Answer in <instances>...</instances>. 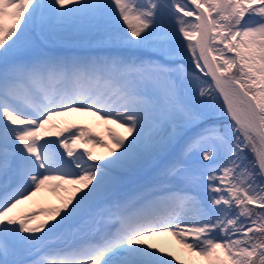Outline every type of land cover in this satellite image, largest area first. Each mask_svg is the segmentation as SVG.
<instances>
[{
  "label": "snow or ice",
  "instance_id": "1",
  "mask_svg": "<svg viewBox=\"0 0 264 264\" xmlns=\"http://www.w3.org/2000/svg\"><path fill=\"white\" fill-rule=\"evenodd\" d=\"M0 264H264V0H0Z\"/></svg>",
  "mask_w": 264,
  "mask_h": 264
},
{
  "label": "rangeland",
  "instance_id": "2",
  "mask_svg": "<svg viewBox=\"0 0 264 264\" xmlns=\"http://www.w3.org/2000/svg\"><path fill=\"white\" fill-rule=\"evenodd\" d=\"M80 118L84 121H89L93 124L94 127H96V129H98V131L102 134H104L105 136L107 135L106 131H105V126L102 125V124H98L95 120L94 117H91V116H87V115H83V114H73L71 116H68V117H63V118H57L58 120H64V121H67L69 122V120L71 121L72 118ZM70 123V122H69ZM119 131H123L122 129H119ZM96 153L98 155L100 154H106L107 153V149L106 148H102V147H96L95 149ZM36 197H39V199H35ZM33 198V201L36 202L37 201H40L41 204H44L48 207L50 206H54V205H57L59 204V198L57 195H55L50 188H46L45 190H43L41 193L37 194V196ZM33 201H30L28 203L32 204ZM45 217L44 216H40L39 219H44ZM166 239H172V238H166ZM176 250L179 251L180 250V245H176Z\"/></svg>",
  "mask_w": 264,
  "mask_h": 264
},
{
  "label": "bare ground",
  "instance_id": "3",
  "mask_svg": "<svg viewBox=\"0 0 264 264\" xmlns=\"http://www.w3.org/2000/svg\"><path fill=\"white\" fill-rule=\"evenodd\" d=\"M118 131H119V129H118Z\"/></svg>",
  "mask_w": 264,
  "mask_h": 264
}]
</instances>
